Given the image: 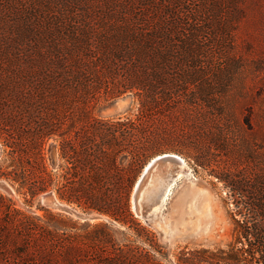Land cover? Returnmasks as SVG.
Returning a JSON list of instances; mask_svg holds the SVG:
<instances>
[{
	"label": "rangeland",
	"instance_id": "obj_1",
	"mask_svg": "<svg viewBox=\"0 0 264 264\" xmlns=\"http://www.w3.org/2000/svg\"><path fill=\"white\" fill-rule=\"evenodd\" d=\"M0 142L45 155L46 192L0 190L27 214L104 224L143 264L226 250L235 221L264 229V0H0ZM164 154L190 174L162 166L138 218L134 185ZM65 167L81 207L59 199Z\"/></svg>",
	"mask_w": 264,
	"mask_h": 264
},
{
	"label": "trees",
	"instance_id": "obj_2",
	"mask_svg": "<svg viewBox=\"0 0 264 264\" xmlns=\"http://www.w3.org/2000/svg\"><path fill=\"white\" fill-rule=\"evenodd\" d=\"M0 143V179L17 193L24 191L31 199L46 192L52 184V174L45 164L43 151L39 149L30 156H23L12 149L6 150L5 144ZM61 152L65 157L63 148ZM63 170L57 189L59 199L81 207L82 197L77 191L80 179L70 181L67 177L70 168ZM83 209L94 208L85 206ZM126 211L130 218L128 208ZM235 223L239 229L226 250H195L183 254L179 264H258L259 259L264 258V255L256 258L259 247L264 249V229ZM253 229L255 233H251ZM241 238L247 246L241 243ZM135 250L128 245L117 246L104 224L78 226L50 212L43 217L30 215L0 193V264H143Z\"/></svg>",
	"mask_w": 264,
	"mask_h": 264
},
{
	"label": "bare ground",
	"instance_id": "obj_3",
	"mask_svg": "<svg viewBox=\"0 0 264 264\" xmlns=\"http://www.w3.org/2000/svg\"><path fill=\"white\" fill-rule=\"evenodd\" d=\"M167 155H173V154H164V155H160V156H157L155 158H153L152 160H150L148 162V164L144 167L141 175L139 176L138 180L136 181L135 185H134V188H133V192H132V204H133V193L134 191L138 189H136V186H137V182L139 181L140 177L144 174V172L147 170L149 164L151 162H153L154 160H156L158 157H161V156H167ZM173 156H176V155H173ZM179 160V163H174L173 161H167L165 164H164V167L167 169V170H170L171 167H173L174 165H176L178 167V170L179 172L181 173H185L186 175H189V169L185 163V161L176 156ZM167 172H170V171H167ZM162 169L161 167H154L152 169V171L150 172L149 174V177L143 187V190H141L139 193H140V201L142 202L143 206L145 207L146 211L148 212V214H152L154 215L155 214V211L159 208L157 207V204L159 202V198H161V191H162V186L159 185V188H155L154 187V184H155V180L157 179V177H162ZM170 179V178H169ZM161 182V181H160ZM170 182V181H169ZM175 183V182H174ZM174 183H170L171 185H169L163 195V203L164 201L168 198L169 194L171 193V190L174 186ZM162 185V184H161ZM158 186V185H157ZM157 198H155V196H157ZM153 203H155L154 205H152ZM133 210L135 209V207L133 206L132 207ZM157 208V209H156ZM57 209V208H55Z\"/></svg>",
	"mask_w": 264,
	"mask_h": 264
},
{
	"label": "water",
	"instance_id": "obj_4",
	"mask_svg": "<svg viewBox=\"0 0 264 264\" xmlns=\"http://www.w3.org/2000/svg\"><path fill=\"white\" fill-rule=\"evenodd\" d=\"M167 161H173L174 163H179L178 158L176 156H173V155L158 157L156 160H154L153 162H151L149 164L147 170L144 172V174L140 177L139 181L137 182L138 184L136 186V189H138V190H137V192L135 190L133 193L132 207L133 206L135 207L133 212L138 218H144L148 214V212L145 210V207L143 206L142 202L140 201V193L139 192L141 190H143V187H144L152 169L154 167H157V166L158 167L164 166V164ZM0 190L4 191L6 193L12 192V188L10 187V185L6 181H3V180H0ZM44 200H45L47 206H50L53 209L57 208L66 214L73 215L74 217H77L78 219L82 220L83 222H89V221H94V220L99 219L97 216H93V215H87V216L78 215L74 211L60 205L58 202H56L53 198H51L48 195H46L44 197ZM151 215L152 214H150L149 216H151Z\"/></svg>",
	"mask_w": 264,
	"mask_h": 264
}]
</instances>
